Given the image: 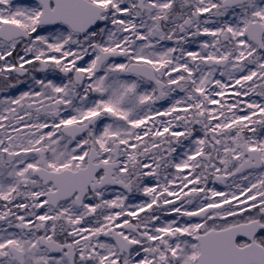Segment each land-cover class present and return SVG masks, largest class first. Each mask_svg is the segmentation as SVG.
<instances>
[{
	"label": "snow or ice",
	"instance_id": "6c2138e0",
	"mask_svg": "<svg viewBox=\"0 0 264 264\" xmlns=\"http://www.w3.org/2000/svg\"><path fill=\"white\" fill-rule=\"evenodd\" d=\"M0 264H264V0H0Z\"/></svg>",
	"mask_w": 264,
	"mask_h": 264
}]
</instances>
